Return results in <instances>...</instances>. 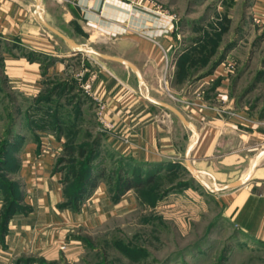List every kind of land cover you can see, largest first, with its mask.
I'll list each match as a JSON object with an SVG mask.
<instances>
[{"label":"crops","instance_id":"1","mask_svg":"<svg viewBox=\"0 0 264 264\" xmlns=\"http://www.w3.org/2000/svg\"><path fill=\"white\" fill-rule=\"evenodd\" d=\"M53 1L40 0L48 23L62 28L57 19L66 24L76 19L83 28H90L93 41L101 37L112 42L113 55L135 63L155 96L164 92L161 80L170 58L168 74L171 86L175 85L177 61L182 54L178 52L181 34L176 31L173 15L163 13L153 0H140L141 6L124 0H68V5L56 0L62 3L59 7ZM37 6V0H0V49L8 44L7 50L1 49L0 72L33 97L52 77H68L69 66L84 57L54 48ZM250 12L254 22H264V0H253ZM23 48L29 50L23 52ZM43 56H47V63ZM227 66L219 63L211 74L189 81L186 89L176 90V107L185 113L198 137L172 112L150 104L130 78L121 79L116 71L99 70L94 89L107 102V118L113 127L108 143L115 156L127 163V175L135 168H160L166 172L183 159L187 161V156L192 162L205 160L222 143L225 147L230 145L229 134L236 126L247 128L255 141H264V107L237 108ZM17 124L16 155L22 196L20 208L0 230V264L77 260L83 250L79 230L94 229L120 211L134 208L138 201L136 190L130 188L115 200L109 176L105 175L88 194L71 199L55 156L65 143L64 136L57 135L51 123L39 124L26 115ZM260 163L261 160L244 185L215 190L213 195L225 219L245 235L264 243V166ZM251 167L239 178L246 177ZM212 185L225 184L214 181ZM2 209L0 199V215Z\"/></svg>","mask_w":264,"mask_h":264},{"label":"rangeland","instance_id":"2","mask_svg":"<svg viewBox=\"0 0 264 264\" xmlns=\"http://www.w3.org/2000/svg\"><path fill=\"white\" fill-rule=\"evenodd\" d=\"M153 1L163 13L173 15L178 26L176 31L181 34L178 52L190 54L204 47L205 51L199 58V65L191 69L195 71L203 65L200 71L173 87L168 74V88L162 81L164 92L157 96L151 92L152 95L177 106L179 95L176 90L186 89L189 81L198 80V76L208 73L223 59L228 65L231 95L237 108L244 105L264 107V22L257 23L251 18L253 0ZM53 2L58 7L62 4ZM63 3L71 2L64 0ZM229 18L230 22L227 21ZM57 21L62 27L58 29L80 43L113 54L112 42L101 40V37L93 41L89 37L90 28H83L76 19L68 24ZM45 33L52 36L55 49L71 52L67 43L51 30L47 28ZM4 46L2 51L7 50L8 44ZM28 50L25 48L23 52ZM79 56L84 57L69 66L68 77H52L35 97L27 94V90L15 87L16 84L0 72V186L7 185L5 190L0 188L3 207L9 203L4 197L10 199L22 193L16 150L12 146L4 150L3 146L5 141H11L13 127L23 116L30 111L34 116L37 114L38 104L51 109V124L57 135L64 136L65 143L55 156L57 170L63 175L68 192L74 190L85 170L84 163L92 154L95 155L92 162L95 174L103 172L111 177V188L118 178V171L125 161L115 156L108 143L113 128L103 129L95 103L82 84L89 76L95 74L97 77L99 70L108 69L116 71L121 79L130 78L142 93L139 78L122 63L92 53H79ZM194 56L199 57L197 53ZM43 58L47 63V56ZM249 133L247 128L236 126L229 134L230 145L225 147L222 143L209 158L191 161L203 170L199 174L193 172L184 159L170 172L160 170L155 180L135 192L138 201L134 208L120 211L99 227L79 230L83 237L79 241L82 252L77 260L67 259L58 264H264V243L245 235L222 216L221 206L212 190L214 181L226 184L230 179L245 175L255 157L264 150V141H255ZM82 150L84 155H81ZM260 165L264 166V157Z\"/></svg>","mask_w":264,"mask_h":264},{"label":"trees","instance_id":"3","mask_svg":"<svg viewBox=\"0 0 264 264\" xmlns=\"http://www.w3.org/2000/svg\"><path fill=\"white\" fill-rule=\"evenodd\" d=\"M228 22L231 21V19H227ZM228 29L225 28V31ZM205 51V47L201 48L200 50L194 51V52H190V54H184L182 53L180 55V57L178 58L177 61V66H176V71H175V83H184L185 81H187L188 78H190L193 74L195 75L198 71H200L203 67V65H200L196 68L195 71H191L192 68L196 67L197 65H199V58L201 55H203ZM198 54L199 57L195 58V54ZM223 62V59L219 60L215 66H212V69L206 73L203 74L202 76H205L207 74H210L215 67L217 66V64ZM202 76H198L199 78H201ZM37 110H36V115H32L34 112L30 111V114L27 115V117H29L31 119V121H35L38 122L39 124L42 123H51L50 120V111L51 109H49L47 106H41L40 104L37 105ZM32 113V114H31ZM15 126V125H14ZM13 138L10 140L5 141V144L3 146V149L6 150V148L8 149V147L12 146L15 148V150L17 149V141H16V126L13 127ZM10 141V142H9ZM97 143V142H96ZM85 151L82 150L81 155H84ZM95 159V155H90V157L88 158V160L85 161L84 164H86L85 170L83 171V173L79 176V180L77 185L75 186L74 190L70 193L68 192V195L71 199H79L82 196H85L86 194H88L96 185L98 179H100L101 177H105L103 172H100L99 174H95V171L93 170V165L92 162ZM123 160V158H121ZM121 160V161H122ZM176 166V164L172 165L171 168L167 169V172H170L174 169V167ZM177 167V166H176ZM162 169H140V168H135L132 170V172H130V174L127 175V163L123 162V166L121 167L120 171H118V175H117V179L113 185V187L111 188V190L113 191V197L115 200H118L119 197H121L128 189L130 188H134L136 190V192H138L140 189H142L143 187L146 186V184L148 182H151L152 180H155L156 177H158L159 172ZM165 172V171H164ZM107 177V176H106ZM109 178V182L111 185V177ZM64 180V179H63ZM68 183V182H67ZM185 184H179V186H184ZM7 187V185L2 184V186H0V188L4 189ZM11 196V195H10ZM22 196V193L20 194L19 197H11L9 199V197H4V201L7 200L9 201L7 206H4L0 215V230L2 231L6 224H8V220L11 217V215L20 208L19 205V200ZM71 201L68 202V204H70ZM5 205V204H4ZM42 264H48L46 262H43ZM51 264H58V263H51Z\"/></svg>","mask_w":264,"mask_h":264},{"label":"water","instance_id":"4","mask_svg":"<svg viewBox=\"0 0 264 264\" xmlns=\"http://www.w3.org/2000/svg\"><path fill=\"white\" fill-rule=\"evenodd\" d=\"M37 11L39 12L40 15V19L43 22V24L49 29L51 30L53 33H55L57 36H59L65 43H67L66 45L68 46V48L70 49L71 53H75V54H84V53H92L95 54L105 60H110V61H116L119 63H122L126 66H128L129 68H131L139 81V86L142 90V94L143 96L148 99L150 102L157 104L159 106H162L168 110H170L172 113H174L178 118H180L182 120V122L189 127L191 130H193L194 134L196 135V137H198V133L197 130H195V128L193 127V125L191 124V122L187 119V117L184 115L185 113H183L178 107H176L175 105H173L172 103L166 102L164 100L158 99L156 97H154V95H152L149 86L147 85V82L143 76L142 71L140 70V68L133 63L132 61H130L127 58H124L122 56H117V55H113L111 53H106L103 52L101 50H98L97 48L93 47L92 45H86V44H82L78 41H75V39L71 36H69L68 34H66L65 32L61 31L60 29L56 28L55 26L51 25L50 23H48L45 18H44V11L43 8L40 6V0H37ZM208 75V74H207ZM206 75V76H207ZM195 144V143H194ZM192 144L188 150V155L189 152L191 150V148L193 147ZM264 157V150H262L257 156H256V160L253 164V166L251 167L248 175L246 177L243 178H239L237 180H234L232 182H229L225 185H222L220 187L216 186L214 188H212L213 191L215 190H220V189H230V188H235L241 185H244L246 182H248V180L251 178V176L253 175L256 167L258 166L261 158ZM187 163L189 168L199 174L200 172H202L201 170L197 169L193 163H191V160L189 158V156H187Z\"/></svg>","mask_w":264,"mask_h":264},{"label":"built area","instance_id":"5","mask_svg":"<svg viewBox=\"0 0 264 264\" xmlns=\"http://www.w3.org/2000/svg\"><path fill=\"white\" fill-rule=\"evenodd\" d=\"M131 5L133 6H141L140 5V0H127ZM167 64V70L164 72L163 76H162V80L163 84L165 85V88H168V68L170 66V58L167 59L166 61ZM96 75H92L89 76L88 79H86L84 81V83L82 84L83 88L85 89L86 93H88V95L92 98L93 102L95 103V108H96V113L98 115V118L101 122V126L103 127V129H110L113 128L112 124L110 123V121L107 118V102L106 100L100 96L99 94H97V92L94 89V82L96 80ZM168 90V89H167Z\"/></svg>","mask_w":264,"mask_h":264},{"label":"bare ground","instance_id":"6","mask_svg":"<svg viewBox=\"0 0 264 264\" xmlns=\"http://www.w3.org/2000/svg\"><path fill=\"white\" fill-rule=\"evenodd\" d=\"M255 160H256V157H255V159H254V161H253V164H254Z\"/></svg>","mask_w":264,"mask_h":264}]
</instances>
